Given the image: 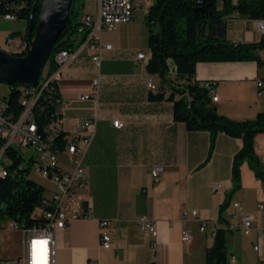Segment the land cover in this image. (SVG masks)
I'll use <instances>...</instances> for the list:
<instances>
[{
	"label": "crops",
	"instance_id": "0c3cea01",
	"mask_svg": "<svg viewBox=\"0 0 264 264\" xmlns=\"http://www.w3.org/2000/svg\"><path fill=\"white\" fill-rule=\"evenodd\" d=\"M232 1L237 4L240 0ZM152 5L153 0H147L135 10L129 24L101 33V46L109 45L111 49L100 50L99 67L92 62L91 50H76L75 37L77 42L71 49L76 51L56 76L57 92L63 98L74 99L96 91V99L72 103L62 117L65 130L95 119L94 135L82 158L89 189L80 191L76 201L67 206L69 213H80L89 205L91 216L72 220L57 233L55 264H207L220 207L232 188L233 160L243 142L220 134L208 159L210 134L189 131L184 123L176 122L172 102L149 99L150 92H157L161 84L158 76L146 70L151 51L145 18ZM223 8L220 1L219 9ZM262 21L237 13L228 16L227 40L233 44L264 41ZM14 40L13 49L21 42ZM138 54L146 59L138 60ZM261 57L264 60V50ZM150 77L155 90L148 89ZM95 80L97 89L92 84ZM195 80L215 83V106L224 117L253 120L264 111V88H258V82H264V67L256 62L199 63ZM115 120L122 124L121 129L113 127ZM256 152L264 165V135L256 139ZM61 160L65 166L66 157ZM156 167L163 168L158 182L151 174ZM241 171L243 185L235 201L258 217L259 225L262 214L256 212L261 202L251 207L244 196L248 186L262 193L264 183L256 179L247 162ZM193 211L199 218L192 216ZM185 212L189 213L187 219L183 217ZM142 216L156 222V239L139 232L137 219ZM102 221L108 223L104 229L99 228ZM202 222L207 223L205 232L200 231ZM186 230L192 239L184 243L181 238ZM101 232L111 237L107 250L99 246ZM249 237L253 238L250 242ZM256 242L255 233L245 236L230 231L228 256L234 255L236 264H259L264 251L260 256L254 250Z\"/></svg>",
	"mask_w": 264,
	"mask_h": 264
},
{
	"label": "trees",
	"instance_id": "16d2710c",
	"mask_svg": "<svg viewBox=\"0 0 264 264\" xmlns=\"http://www.w3.org/2000/svg\"><path fill=\"white\" fill-rule=\"evenodd\" d=\"M220 1L224 4L222 10L219 9ZM40 3L41 0H38L34 13V29ZM82 6L83 0H73L69 23L60 33L45 64L49 74L57 69L54 58L58 53L72 50L77 42L75 35ZM29 12L30 8L20 12L17 17L18 20L26 22L23 42H26ZM235 13L264 21V0H240L237 4L232 0H153L145 18L151 51L146 70L161 80L158 91L150 92L149 99L153 102H172L176 122L184 123L189 131L210 134L208 159L213 154L220 134L243 142L240 152L233 160L232 188L220 207L214 244L207 251V264H229L227 239L230 231L226 228L228 221L225 214L233 196L242 188V165L247 162L256 179L264 183V165L256 152V139L264 135V111L253 120L234 121L224 117L218 113L210 96L215 83L195 80L199 63L253 61L259 67H264L261 57L264 41L256 44H233L227 40L225 19ZM21 34L10 33L8 39H15ZM25 51L11 54L23 56ZM26 87L30 86L18 83L9 86L5 100L15 115L21 112L18 101ZM42 105L43 95L34 107ZM51 119L49 114L43 113L36 117V124L44 126ZM7 156L10 161L8 174L0 180V203L3 205L0 219L32 225L36 219L31 218V213L39 208L45 189L28 178L29 169L22 167L23 159L16 149L9 148Z\"/></svg>",
	"mask_w": 264,
	"mask_h": 264
},
{
	"label": "built area",
	"instance_id": "2783aa9c",
	"mask_svg": "<svg viewBox=\"0 0 264 264\" xmlns=\"http://www.w3.org/2000/svg\"><path fill=\"white\" fill-rule=\"evenodd\" d=\"M32 0H0V18L5 21L17 20L18 14L31 7ZM94 3V7H92ZM147 0H83V6L79 17L75 37L79 41L76 50L87 48L94 55L92 62L96 67L100 65L99 52L102 48L110 50L111 46H101L100 35L103 31H113L120 25L129 24L135 10L146 5ZM264 33V21L260 26ZM15 53L26 50V43L20 42L14 49ZM74 50V51H76ZM73 50H63L58 53L54 61L57 69L52 74L47 73L38 88L34 91H23L19 98L21 112L15 115L14 112L2 110L3 99H0V180L8 173L1 163V154L6 153V148L31 149L33 155L28 159L18 151L23 159L22 167L28 168L29 173L33 172L41 179L52 185L51 189H45L39 208L40 215L35 218L32 225L19 224L14 220L0 219V232L11 230L20 237L21 250L10 258L1 259L0 264H55L56 235L59 231L72 221L78 218H90L91 209L89 205L82 208L80 213H69L67 206L76 201L80 191H88L89 183L85 168L82 165V158L87 147L90 145L93 135L95 119L83 121L70 130L63 127V113L74 102H86L96 99V91L91 95H82L74 99H65L57 92L56 76L72 59ZM138 60L146 59L144 54L137 55ZM93 87L98 88V81H93ZM149 90H155L156 86L152 77L148 79ZM258 88H264V82H258ZM261 93V92H260ZM35 94H43L42 107L33 106ZM212 100L218 101L214 87L210 91ZM43 113L52 117L51 121L44 126L39 125L37 136H29L28 128L31 122H36V117ZM115 129H121L122 124L115 120L112 122ZM66 157L65 166L62 165V158ZM163 172L162 167H156L151 174L155 182H158ZM219 188V186H217ZM234 212L227 217L229 231H239L245 236L253 233L257 236L254 250L260 255L264 251V205L259 204L258 210L262 214L261 224H257L258 217L246 212L240 203L232 204ZM3 205L0 203V210ZM1 213V212H0ZM192 216L199 218L198 212L193 211ZM188 212L183 217L187 219ZM107 222L99 223V228L104 229ZM137 226L140 233L156 239L158 229L156 222L147 216L137 219ZM207 223L202 222L200 231L205 232ZM216 231V230H215ZM214 231V235H215ZM192 239L190 231L182 234V242H189ZM111 237L106 232L100 233L99 246L102 249L111 247ZM229 264H236L234 255L230 256ZM87 264H96L89 261ZM264 264V258L259 261Z\"/></svg>",
	"mask_w": 264,
	"mask_h": 264
},
{
	"label": "water",
	"instance_id": "95a60500",
	"mask_svg": "<svg viewBox=\"0 0 264 264\" xmlns=\"http://www.w3.org/2000/svg\"><path fill=\"white\" fill-rule=\"evenodd\" d=\"M37 1L31 2L26 42H22L27 45L25 54L16 56L0 49V83L35 85L52 47L69 23L73 0H41L34 29Z\"/></svg>",
	"mask_w": 264,
	"mask_h": 264
},
{
	"label": "rangeland",
	"instance_id": "374dc122",
	"mask_svg": "<svg viewBox=\"0 0 264 264\" xmlns=\"http://www.w3.org/2000/svg\"><path fill=\"white\" fill-rule=\"evenodd\" d=\"M25 27H26V22L24 20L17 19L14 21L5 22L0 18V49L7 53H15V50L13 49L15 45V40L8 39V35L14 32L22 33L19 37L15 39L16 40L20 39L21 42H23L22 38L25 32V29H24ZM8 92H9V86L7 84L0 83V99L2 98L5 99L8 96ZM12 147H14V149L19 151L23 155V157H25L26 159H28L30 156L33 155V151L31 149H28L25 151L24 148L23 149L17 148L15 143L12 144ZM241 175H242V171H241ZM28 178L34 181L36 184L42 186L44 189L49 190L52 188V185L49 182L41 179L33 172L29 173ZM242 185H243V179H242ZM255 189L256 188L248 186L247 190L245 191V196H244L245 203H247L249 206L254 207V208L256 207V204H258V202H261V204L264 205V191L262 193L260 192L256 193ZM237 194L238 192L233 196L232 204L236 202L239 203L238 201H235L237 197H239V196L236 197ZM258 199H260V201ZM255 210L257 211V209ZM233 211H234L233 207L232 205H230L228 211L226 212V215L228 218L230 217ZM256 213L260 214L259 210ZM39 215H40V211L38 209H35L31 213V218H37ZM252 240H253L252 237L248 238L249 242ZM20 250H21V242H20V237L17 233L11 230H8V228L6 231L0 232V258L1 259L10 258L12 255L18 254Z\"/></svg>",
	"mask_w": 264,
	"mask_h": 264
},
{
	"label": "bare ground",
	"instance_id": "6f19581e",
	"mask_svg": "<svg viewBox=\"0 0 264 264\" xmlns=\"http://www.w3.org/2000/svg\"><path fill=\"white\" fill-rule=\"evenodd\" d=\"M58 57V55L54 58V61L56 60V58ZM46 66V65H45ZM44 66V68H45ZM42 69L40 77L37 81V83L35 85H27L30 87H26L23 89V91H34L35 88H38V86L41 84V82L43 81V79L45 78V76L47 75L48 72V67H46L45 69ZM43 94H35L33 97V106L37 105L42 97ZM2 110L4 112H12L9 109V105L7 103V101L5 99H3L2 102ZM39 133V126L36 124V122H31L29 128H28V135L29 136H37ZM14 148V147H13ZM9 148H6V153H2L1 154V163L3 165V168L6 170L7 173V169L10 166V161H9V157L7 156V151Z\"/></svg>",
	"mask_w": 264,
	"mask_h": 264
}]
</instances>
